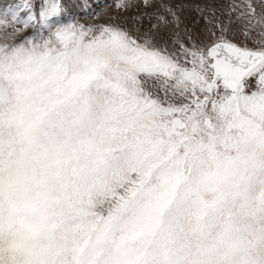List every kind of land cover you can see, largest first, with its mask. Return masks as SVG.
Here are the masks:
<instances>
[{"label":"snow or ice","instance_id":"1","mask_svg":"<svg viewBox=\"0 0 264 264\" xmlns=\"http://www.w3.org/2000/svg\"><path fill=\"white\" fill-rule=\"evenodd\" d=\"M17 3L0 18V264H264V10L229 6L259 46H189L155 0L142 34Z\"/></svg>","mask_w":264,"mask_h":264},{"label":"rangeland","instance_id":"2","mask_svg":"<svg viewBox=\"0 0 264 264\" xmlns=\"http://www.w3.org/2000/svg\"><path fill=\"white\" fill-rule=\"evenodd\" d=\"M241 3L242 0H155L157 6L164 4L175 12V17L163 9L160 13L171 21L163 29L170 41L182 39L190 46L189 35L198 36V43L224 35L241 46H259V29L246 34L243 22L236 18L240 9L230 12V5ZM17 4V0H0V18L15 15ZM66 4L62 23L78 22L86 27L120 25L133 34L147 33L151 25L158 23L156 8L146 7L144 0H66ZM252 4L258 14L264 10V0H252ZM87 7L90 9L85 11ZM221 28L227 31L222 33ZM168 47L178 50V45L171 42Z\"/></svg>","mask_w":264,"mask_h":264},{"label":"bare ground","instance_id":"3","mask_svg":"<svg viewBox=\"0 0 264 264\" xmlns=\"http://www.w3.org/2000/svg\"><path fill=\"white\" fill-rule=\"evenodd\" d=\"M2 2V1H1ZM17 6H18V4H17ZM90 8H92L91 6H89ZM89 7H87L86 9H85V11L86 10H89L90 8ZM75 8H76V6H75ZM12 11V10H11Z\"/></svg>","mask_w":264,"mask_h":264}]
</instances>
